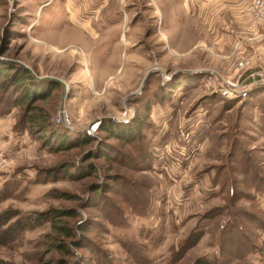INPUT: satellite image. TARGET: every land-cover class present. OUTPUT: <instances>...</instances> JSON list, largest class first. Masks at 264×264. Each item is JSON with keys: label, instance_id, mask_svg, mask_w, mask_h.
Masks as SVG:
<instances>
[{"label": "rangeland", "instance_id": "374dc122", "mask_svg": "<svg viewBox=\"0 0 264 264\" xmlns=\"http://www.w3.org/2000/svg\"><path fill=\"white\" fill-rule=\"evenodd\" d=\"M242 3L222 1L219 17L220 5L212 0H108L106 15L99 11L103 0H0V154L7 158L0 163V195L5 194L0 212L76 207L77 223L90 226L89 246L107 253L111 264H192L200 256L220 257L223 229L236 212L230 204L232 185L237 209L264 217V191L252 188L253 176L243 172L249 157L264 173V85H258L264 51L261 40L251 47L248 34L233 27L245 11ZM231 5L238 6V18ZM111 25L118 31L110 32ZM63 36V42H54ZM10 63L37 78L62 79L65 98L60 84L34 104L50 112L60 134L65 130L84 142L89 133L94 139L55 150L65 135L48 141L54 144L49 147L41 135L16 130L25 107L10 103L12 88L1 86V68L9 69ZM217 73L247 92L223 96ZM41 80L44 92L52 80ZM62 109L71 115L70 126L57 120ZM139 110L143 129L134 142L100 131L106 119L130 124ZM98 149L109 155L84 158ZM178 156L179 168L173 164ZM67 162L98 168L82 177L40 175L41 168ZM220 172V184L214 185ZM115 174L122 178L115 181ZM104 181L110 191L93 198L92 187ZM212 208L223 211L207 217ZM201 228V240L175 261L183 240ZM248 230L252 237L259 235V247L245 264H264V229L257 234L249 225ZM53 233L44 222L0 244V264H54L49 260L61 254L43 245ZM75 250L86 264H98L91 249Z\"/></svg>", "mask_w": 264, "mask_h": 264}, {"label": "trees", "instance_id": "16d2710c", "mask_svg": "<svg viewBox=\"0 0 264 264\" xmlns=\"http://www.w3.org/2000/svg\"><path fill=\"white\" fill-rule=\"evenodd\" d=\"M10 64L12 66L9 69L1 68V75H5V79L1 82V86H4V88H12L14 97L10 103L25 107L24 118H21L20 124H16V130H29L31 133L41 135L40 140L44 141L46 143L45 145L49 147H52L54 144L47 143L48 141L54 138L56 139V137L60 139L61 135H65V140L63 142L61 139L57 146H53L52 149L55 150L73 148L77 145H81V143L94 139L89 133L84 135L87 138L84 142L80 140L82 138L67 135L65 130L60 134L59 128L55 127L51 121L50 112L42 106L34 104L33 100L48 97L52 89H55L61 83L48 81L51 86L42 92V85L46 83L45 80L37 78L24 66H19L17 70L15 64ZM157 93L154 92V95H157ZM149 109L150 106L148 105L147 111H149ZM141 115V111L139 110L134 118L135 120H131V123L127 125H120L106 119L102 121L100 131H105L112 137L132 143L137 139V135H142L140 131L143 129V125L138 121V119H142ZM100 155H102V157H107L109 154L106 151L101 152L99 149L98 151L91 150L84 158H99L101 157ZM247 159H249V157L246 158L248 170L243 171L245 177L248 176L249 172L255 181L252 188L258 191H264V173H262L254 161L252 162L251 159ZM86 163L87 164H84L83 167L77 166L75 163L67 162L53 167L41 168L40 175L52 176L65 173L67 176L71 177H82L83 175L86 176L95 173L98 168L96 164ZM148 164H150L149 160ZM115 175L116 178H113L115 181L122 178L119 174ZM220 176L221 172L213 177L214 185L220 184ZM234 181L232 183H234ZM104 183L105 181L100 186L92 187L94 191L93 198L97 196L101 197V195H105L110 191L111 186H107V184ZM125 184L136 191V186L134 184L133 186H131L129 182ZM4 195L5 194L0 195V199L4 197ZM64 195L70 194L66 192ZM243 195L244 197H248L250 194L243 192ZM237 197L238 192L235 186L232 185L230 204L232 205L231 208L234 207L236 209V212H233L232 221H229L223 229L220 241V257L210 259L207 256H200L197 257L192 264H245L246 257L257 250V247H259L257 241L259 235H254L252 237L249 233L248 226L253 225L256 232L264 229V217L258 212L249 209L239 211V208L237 209V206L234 204V200H236ZM222 211V208H212L206 213V216L213 217L215 214H219ZM80 216L81 212L76 207L50 208L45 211H34L31 214H24L17 208H6L0 212V244L16 241L25 230L34 228L44 222H49L54 233L47 234V239L43 245L47 244V251L55 250L57 253L61 254L58 257L55 256L51 258L49 262L53 261L54 264H86L84 256L81 257L75 250V248H86L91 249V251L96 254L98 264H111V260L107 253L103 250H99V248L93 249L89 246L90 240L86 236V233L90 226L83 222L77 223L75 219ZM204 234L205 231L203 228H201V230H192L179 246L175 261L184 258L186 253L201 240ZM79 256L81 257L80 259Z\"/></svg>", "mask_w": 264, "mask_h": 264}, {"label": "crops", "instance_id": "0c3cea01", "mask_svg": "<svg viewBox=\"0 0 264 264\" xmlns=\"http://www.w3.org/2000/svg\"><path fill=\"white\" fill-rule=\"evenodd\" d=\"M103 1H104V4L102 5V8L99 11L103 12V15H106L105 8L107 6L106 3H107L108 0H103ZM208 1H211V0H208ZM212 1H215V2H218L219 3L220 7L217 8V9H215V12L218 13L219 14V17H220V15L222 14V11H221L222 10V6H221L222 1L223 2H229V1H237V0H212ZM242 2L243 3L241 4L240 7H241V9H245V11L242 12V14L240 16V19H241L240 22H238L237 19H236V22H235V24H233V27L234 26L235 27H240V30L242 32H245L246 34L249 35V36L247 35L246 41H247V45L250 44L251 47H254L255 43H259V41L261 40V42L263 44L262 45V50L264 51V37H263L264 36V25H262V24L260 25L259 22L257 20H255V18H253L252 15H251L250 8H251V6L253 4V0H242ZM232 6L235 7V9H236V12H235V15L234 16L238 18V14H237L238 6L237 5H235V6L234 5H231V9H233ZM69 12L71 14H73V11L71 9L69 10ZM233 14H234V12H233ZM86 27H87L86 25L83 26L84 29H86ZM71 28H73V27H71ZM261 28L263 29V31H261ZM116 31H118L117 30V27L114 26V25H111L110 32L113 33V32H116ZM70 32H71L70 29L67 30L66 33H65V34H67L66 36H68V33H70ZM66 36H63V38H62L63 40L60 39V38H56V39H54V42L56 44H58L57 42H59V41L60 42H63L64 41V38ZM115 46L116 47H119L118 44L115 45ZM88 53H89V51H88ZM94 55L97 56V54H92V55L90 54L91 57H93ZM263 56H264V52H263ZM119 62H120V60L118 62L117 61H113V60L112 61L111 60H105V64H118ZM97 63L99 64V62H97Z\"/></svg>", "mask_w": 264, "mask_h": 264}, {"label": "built area", "instance_id": "2783aa9c", "mask_svg": "<svg viewBox=\"0 0 264 264\" xmlns=\"http://www.w3.org/2000/svg\"><path fill=\"white\" fill-rule=\"evenodd\" d=\"M253 12L255 15V19L257 21L264 22V0H255ZM261 76L259 79L258 85H264V76L262 74H258ZM219 80L218 91L225 97H231L235 95L245 94L247 92L246 86H240L237 82L233 81L230 78H226L221 74L217 73L214 75ZM57 120L59 123L70 126L71 125V115L68 110L62 109L57 115ZM183 154V153H182ZM185 155V154H184ZM181 157L178 156L173 162L174 166L179 168L181 166ZM7 158L0 154V163L6 162Z\"/></svg>", "mask_w": 264, "mask_h": 264}, {"label": "water", "instance_id": "95a60500", "mask_svg": "<svg viewBox=\"0 0 264 264\" xmlns=\"http://www.w3.org/2000/svg\"><path fill=\"white\" fill-rule=\"evenodd\" d=\"M151 70L147 73V75L145 76L144 78V82L146 81L147 77L149 76ZM40 79H49V80H52L54 82H58V83H61L63 85V98H65V96L67 95V84L60 78H56V77H53V76H45V77H39Z\"/></svg>", "mask_w": 264, "mask_h": 264}, {"label": "bare ground", "instance_id": "6f19581e", "mask_svg": "<svg viewBox=\"0 0 264 264\" xmlns=\"http://www.w3.org/2000/svg\"><path fill=\"white\" fill-rule=\"evenodd\" d=\"M54 49L56 50V48L54 47Z\"/></svg>", "mask_w": 264, "mask_h": 264}]
</instances>
